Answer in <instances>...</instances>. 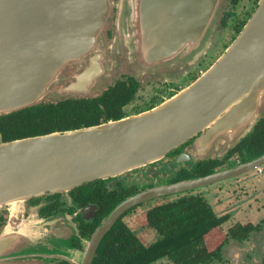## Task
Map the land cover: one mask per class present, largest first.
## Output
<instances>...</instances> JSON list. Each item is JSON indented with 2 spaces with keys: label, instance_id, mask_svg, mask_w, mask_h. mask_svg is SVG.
I'll list each match as a JSON object with an SVG mask.
<instances>
[{
  "label": "water",
  "instance_id": "water-1",
  "mask_svg": "<svg viewBox=\"0 0 264 264\" xmlns=\"http://www.w3.org/2000/svg\"><path fill=\"white\" fill-rule=\"evenodd\" d=\"M223 2L0 0V115L46 99L93 93L96 69L107 53L105 28L110 16L115 17L114 41L129 47V64L134 70L154 73L193 63L217 30ZM89 53L93 56L87 63ZM80 61L88 65L85 71H79ZM69 62L78 70L65 83L64 68ZM262 89L264 0H259L226 51L191 85L163 103L99 124L8 141L0 138V211L18 213L32 197L69 192L160 159L207 126L211 136H230L235 130L237 134L242 121L255 123L261 117ZM241 94L249 95L241 101ZM245 112L252 119L241 117ZM259 163H264V155L230 170L122 200L95 230L86 264L117 218L136 203L236 176ZM40 226L24 223L22 234L39 235ZM12 240L0 235V248ZM230 259L231 264H242L236 256Z\"/></svg>",
  "mask_w": 264,
  "mask_h": 264
},
{
  "label": "flooded vegetation",
  "instance_id": "flooded-vegetation-1",
  "mask_svg": "<svg viewBox=\"0 0 264 264\" xmlns=\"http://www.w3.org/2000/svg\"><path fill=\"white\" fill-rule=\"evenodd\" d=\"M240 1L227 0L229 8L225 4L222 8L217 30L219 27L227 28L233 19L234 23L231 25L233 31L230 36L225 37V34L219 36V43H216L214 48H207L208 51L205 49L193 64L163 67L154 73L136 71L131 67L130 49L127 45L114 41L115 17L110 16L105 28L107 53L96 69L98 73L95 77L98 81H102L99 78H103L104 84L97 81L92 86L94 90L96 89L93 93L72 98L99 100L98 98L120 84L126 90V100L120 107L111 105L110 110L104 111L103 118L107 116L109 120L142 112L172 98L200 77L239 35L258 5V0H254L253 9H249L242 16L237 13ZM116 12L117 9L114 7L113 13ZM92 56V53L88 54L87 63L91 61ZM76 67L73 62L66 64L64 72L68 75L65 77V83L71 80V76L78 69L81 72L85 71L88 65L82 62L78 64V69ZM246 90L248 89L243 90V93ZM261 94L260 99L264 103V89L261 90ZM248 95L241 94L238 98L241 101L246 100ZM109 112H112L111 116H108ZM249 116L248 112L241 113L243 118ZM240 126L239 133L235 134L237 131L235 130L230 136L223 133L211 136V128L207 126L160 159L146 162L116 176L98 179L103 180L104 187L99 189L98 194L75 193L71 191L73 188L69 192L32 197L18 213L0 211V235L14 238L13 242L5 241L0 248V262L86 264L90 256L92 236L115 208L114 205L111 207L114 201L117 204L120 200L137 193L149 192L186 180H197L262 157L264 129L259 130L264 126V112L257 122L242 121ZM202 138H206L204 143L201 141ZM188 201L190 205L195 202L202 207L201 209L211 212L217 220L216 225L206 235V240L210 239L215 247H221L220 256L206 264H231L232 256H236L242 264H264V163H259L236 176L154 195L136 203L123 212L101 238L89 264L102 263L103 241L117 223H124L129 229L137 232L130 222V216L136 213L134 219L139 227L144 232L153 231L157 234L155 239L143 241L152 242L159 235L147 224L148 210L160 204ZM29 222L35 226H42L39 235L22 234L26 230L23 228L24 223ZM229 248L233 249L227 252Z\"/></svg>",
  "mask_w": 264,
  "mask_h": 264
},
{
  "label": "trees",
  "instance_id": "trees-1",
  "mask_svg": "<svg viewBox=\"0 0 264 264\" xmlns=\"http://www.w3.org/2000/svg\"><path fill=\"white\" fill-rule=\"evenodd\" d=\"M110 90L99 100L72 97L45 100L1 114L0 138L8 141L105 122L109 119L107 116L103 118L104 111L112 106L120 107L126 100V90L120 84ZM111 114L109 112L108 116ZM260 129L262 131L264 126ZM102 182L97 179L71 191L98 194L99 189L104 188ZM118 203L114 201L111 207H116ZM201 208L195 202L190 205L188 201L160 204L149 209L147 224L159 236L148 243L143 242L137 232L126 224L117 223L103 241L101 250L104 260L99 264H157L162 259H167L170 264L212 262L220 256L221 247H215L210 239L206 240V235L217 220L211 212Z\"/></svg>",
  "mask_w": 264,
  "mask_h": 264
},
{
  "label": "rangeland",
  "instance_id": "rangeland-1",
  "mask_svg": "<svg viewBox=\"0 0 264 264\" xmlns=\"http://www.w3.org/2000/svg\"><path fill=\"white\" fill-rule=\"evenodd\" d=\"M224 4L225 5H227L228 6V8H229V5L227 4V0H224V2H223V6H224ZM254 5H255V1L254 0H241L240 1V3L238 4V6H237V13H238V15H242V16H244L245 15V13L249 10V9H253V7H254ZM230 23H231V25H233V23H234V20L233 19H231L230 20ZM231 25H228V27L226 28V26H225V28H223V27H219V29L218 30H216V32L214 33V35H213V37L211 38V40L208 42V44H207V46H206V50L208 51V49L207 48H214L216 45V43H219L218 42V39H219V36H222L223 34H225V37L226 36H230V34L232 33V31H233V28H232V26ZM218 28V27H217ZM223 30H225V32H223ZM212 39H213V41H212ZM203 52H204V50H203ZM203 52H202V54H203ZM201 54V55H202ZM200 55V56H201ZM200 56H198V58L194 61V62H196L199 58H200ZM193 62V63H194ZM193 63H189V64H193ZM158 72V71H157ZM46 100H48V99H46ZM264 112V110H262L261 111V115H262V113ZM135 214L136 213H134V214H132L131 216H130V222H131V224L133 225V227L137 230V232H139L138 234L140 235V237L143 239V241H145V242H147V241H150V240H153V239H155L156 238V236H157V234L155 233V232H153V231H147V232H144L142 229H141V227H139V225H138V223L135 221ZM141 231L142 232H144V233H141ZM157 264H170L168 261H167V259H162V260H160V261H158L157 262Z\"/></svg>",
  "mask_w": 264,
  "mask_h": 264
}]
</instances>
